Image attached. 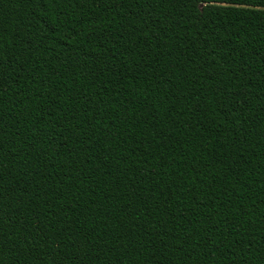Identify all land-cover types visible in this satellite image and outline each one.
I'll return each mask as SVG.
<instances>
[{"label":"trees","instance_id":"1","mask_svg":"<svg viewBox=\"0 0 264 264\" xmlns=\"http://www.w3.org/2000/svg\"><path fill=\"white\" fill-rule=\"evenodd\" d=\"M0 264H264V0H0Z\"/></svg>","mask_w":264,"mask_h":264}]
</instances>
